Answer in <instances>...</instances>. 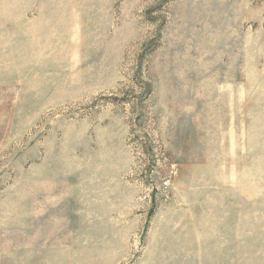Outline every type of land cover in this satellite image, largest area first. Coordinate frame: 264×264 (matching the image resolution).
<instances>
[{"label":"rangeland","instance_id":"1","mask_svg":"<svg viewBox=\"0 0 264 264\" xmlns=\"http://www.w3.org/2000/svg\"><path fill=\"white\" fill-rule=\"evenodd\" d=\"M0 264H264V0H0Z\"/></svg>","mask_w":264,"mask_h":264}]
</instances>
